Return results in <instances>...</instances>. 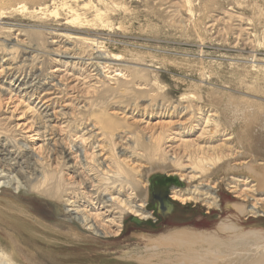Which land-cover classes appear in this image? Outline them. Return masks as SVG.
<instances>
[{
    "label": "rangeland",
    "instance_id": "374dc122",
    "mask_svg": "<svg viewBox=\"0 0 264 264\" xmlns=\"http://www.w3.org/2000/svg\"><path fill=\"white\" fill-rule=\"evenodd\" d=\"M14 1L0 3V144L18 153L26 167L5 173L23 177V188L0 191V255L6 261L138 264L128 259L143 248L136 243L137 233L156 236L176 227L212 233L222 222L264 233V213L242 216L233 208L240 202L250 209L259 199L243 191L242 180L251 182L247 164L264 147V0ZM20 3L28 9L15 8ZM97 52L121 59L98 67L93 60ZM66 53L75 60L67 63L61 57ZM16 78L23 81L21 87L11 86ZM209 114L220 121L221 133L201 136ZM102 116L126 126L128 131L119 133L126 138L111 134ZM90 130V153L102 140L109 146L103 159L113 154L128 165L123 164L126 170L135 164L139 177L129 179L138 185L137 204L149 196L151 184L144 189L148 178L191 169L199 173L194 163L203 155H197V149L210 157L225 148L228 158L216 166L221 169L210 168L191 183L182 181V189L206 184L215 188L221 207L176 201L191 212L165 220L156 215L158 221L151 223L131 216L116 239H96L70 223L65 212V195L73 192L68 183L78 179L66 168L64 154ZM37 131L40 136H34ZM226 137L232 140L225 147ZM180 141L188 148L178 146ZM159 143L164 149L172 145L166 149L168 159L186 157L181 160L186 172L171 162L150 165ZM261 162L264 159L257 164ZM130 192L126 188L119 196L126 200ZM108 225L112 232L119 231Z\"/></svg>",
    "mask_w": 264,
    "mask_h": 264
},
{
    "label": "bare ground",
    "instance_id": "6f19581e",
    "mask_svg": "<svg viewBox=\"0 0 264 264\" xmlns=\"http://www.w3.org/2000/svg\"><path fill=\"white\" fill-rule=\"evenodd\" d=\"M6 1L7 0H0V3H4L6 5ZM14 3L16 2L14 1ZM10 5L13 6L12 3H10ZM15 8L23 11H26L28 9L25 5L21 3L15 6ZM61 57L65 61H67V63H70V61L75 60V57L69 53L63 54L61 55ZM120 59L121 58L118 55L102 54L101 52H97L93 55V60L95 61V65H97L98 67L110 66L111 63L115 61H120ZM7 70L10 71V69ZM121 73L122 71L120 70L116 71L117 75H120ZM1 74L2 75L4 74V70L1 71ZM22 82L23 81L19 82V79L16 78L13 81L14 85L13 83H11V86L17 88L19 86L21 87V85L23 84ZM26 88L28 87H25L24 90ZM102 117H103L102 118L103 120H101L102 124L108 131H110L111 134L116 133L117 136H120L119 133L125 134L123 132L128 131L127 130L128 128L126 126H123L121 123H114L115 121L114 120H113L114 122L112 121V119L114 118L110 116L109 118L108 117L106 118L104 116ZM214 118L217 119V117H215L214 114H209L207 117L204 118L203 123L205 125V128L202 130L201 136L208 135L207 133L209 134L211 133V136L213 137L221 133L220 132L221 123L219 120H216ZM243 119L245 120V123L249 125L250 119L247 117L246 118L243 117ZM210 127H214V129H210L211 131L209 132V130L207 129H209ZM31 128L32 126L29 125V129ZM39 131H37V134L35 133V135L34 134L33 135L40 136L41 132ZM31 132L33 133L36 131H31ZM43 133H46V131H44ZM93 134L94 133L91 130L90 132L88 131L84 133L81 138L79 137L81 139V143L78 145L74 144L73 148L70 150L67 149L68 150L67 153L64 154L65 158L67 159L66 168L68 170L71 169L72 178L75 176L78 179V181H75L74 183H68V190L73 192H68L67 195H65L68 197V199L65 200V206H66L65 212L67 215V220L70 223L80 225L86 233L94 236L96 239H104V240H111L113 238L116 239L117 237L122 235L123 231H121L120 229L124 227L125 219L126 218L130 219L132 218L131 216L134 217V220L136 218L138 219V221L144 223H147L150 220H154L155 222H157L158 217L150 207L149 196H147L146 200H141L139 204L135 202L138 185L135 184L134 182H131L132 179L131 180L129 179L130 176L132 177L134 176V178L139 177L136 176L137 172L135 169V164L133 163L134 166L132 164L129 170H126L124 168L126 166H123L124 164L123 160L117 159L113 154H109V156L103 159L104 156L107 155L106 154L107 151L105 149L108 148L109 146L105 145V143L102 142V140H99L97 142L96 147L93 148V152L90 153L89 150L92 149V145H93L91 144V141L93 140L92 138L94 136ZM86 135L89 137L85 138L87 137ZM121 136L118 137V139L126 138V136L125 137L124 136L121 137ZM168 137L170 136H167V138ZM30 138H33V136H31ZM173 138L167 139L168 142H171V140L175 139ZM164 139L166 138L162 137V140ZM156 140L159 141V139ZM180 140H182V138H180ZM231 140L232 137H226L225 140L223 141L224 146L226 147L227 144L229 145V142ZM180 142L181 143L178 146H182V145H185L186 147L188 146L185 144L186 141L185 142L180 141ZM1 144H0V191L4 189H8L10 187H15L17 190H20L21 188H23V182H22L23 177L17 174H15L14 176L13 175L10 176L5 173L9 170L10 171L13 170L15 166H19L20 169H24L25 161L23 162L21 161L23 158L19 157L18 153L16 154L14 151H9L7 144H2V145ZM165 146H166L165 144L159 143L157 147L158 151L152 157L149 158L150 165L152 164L166 165L168 162H171L172 167L178 168V170L179 169L183 170L184 168L182 167L181 160H183L186 157L179 158L178 155V157L177 156L171 157L172 158L171 160L168 159L166 149L170 148L172 145L164 149ZM227 149L228 148H226V150ZM27 150H29V148L26 147V151ZM224 150L221 149L219 153L214 152L213 150L214 152L213 156L210 155L212 153L210 152L209 154L210 157H205V152L202 151V149H197L198 151L197 155L199 154L203 155L196 157V161L194 163V165H196V168L198 167L199 173H194V169H191V171L186 174L179 175L176 172L172 175L169 174L167 177L176 178L177 181H179V184H183L182 181L184 182V180H187L189 183H191L193 181L198 180L199 178L205 177V175H207L209 170L211 169L216 170V168L219 169L220 167H216V166L222 165L226 161L229 153L228 154L225 153ZM122 152H125V149L120 150V153ZM189 158H193V157H189ZM253 159L254 160L251 161L250 164H247L248 162H246L247 164L246 169H248V171L252 174L251 182L253 184L249 181V178L246 180L244 179L242 181H244L243 191L251 192L254 196L257 194L256 197L259 196V199L258 198L256 199L257 204H254L250 209H247L245 204L238 202L235 205H233V208L236 211H238L242 216L245 215L246 213H249L250 216L258 217V216H262L263 215L262 213H264L263 209L259 207V205H262V207H264V163L261 162L262 164H257V161L264 159V147H262V149L260 147V153L254 154ZM71 162L73 163V165H70ZM138 166H139L138 168L141 169L140 166L143 165H138ZM144 167L145 165L143 166V170H145ZM138 172L141 171L138 170ZM27 173H29V171ZM97 173H100L99 176L97 175L98 177H96ZM178 175L181 176L180 180L176 177ZM50 177H51V181L53 178H55L52 175ZM150 184L151 181L148 178L146 180V185H144L145 187L144 189H147L146 187L150 186ZM126 188L127 190L130 189L131 192L128 194L126 200H123L120 198L119 195L123 194L122 191H124ZM182 188L183 187L181 185H173L171 189L172 190L171 199L173 201H179L183 205L191 202L194 203L202 202L217 208L221 207L220 199L218 198V196H216L217 190L211 187L210 185L206 184L202 186V188L197 186L194 187L193 189L188 187L186 189H182ZM232 188H235V190H237L236 186ZM72 193H74L75 195H72ZM166 211H167L166 208H163L160 211V213H162V215L165 218H166L165 215ZM107 224L111 225L112 227L116 226L119 231L112 232L107 227ZM239 225L232 222L231 223L222 222L219 225L218 229L215 232L213 231L212 233L199 231L192 228H184V227L183 228L176 227L156 236H151L144 233L143 234L134 233L138 247L140 245H143V248L142 249L138 248L135 251L128 254V259L131 260L132 262L135 261L138 264H264L263 231L252 230L249 232H244L239 227ZM3 256L0 255V264H11L9 261H6V257ZM123 260L124 259H122V261Z\"/></svg>",
    "mask_w": 264,
    "mask_h": 264
},
{
    "label": "flooded vegetation",
    "instance_id": "af4514ba",
    "mask_svg": "<svg viewBox=\"0 0 264 264\" xmlns=\"http://www.w3.org/2000/svg\"><path fill=\"white\" fill-rule=\"evenodd\" d=\"M169 179L167 176L155 175L151 178V186L149 193V204L151 209L156 213V215L161 220L170 219L171 217L179 214L187 212H191L190 210L185 209L184 207H179L176 201L171 199V189L173 185H170ZM167 180V181H166ZM166 208V218L160 214V211ZM210 213H208L209 215Z\"/></svg>",
    "mask_w": 264,
    "mask_h": 264
},
{
    "label": "water",
    "instance_id": "95a60500",
    "mask_svg": "<svg viewBox=\"0 0 264 264\" xmlns=\"http://www.w3.org/2000/svg\"><path fill=\"white\" fill-rule=\"evenodd\" d=\"M167 180L169 181L170 185H181V186H183V184H179V181H177L176 178H169Z\"/></svg>",
    "mask_w": 264,
    "mask_h": 264
}]
</instances>
